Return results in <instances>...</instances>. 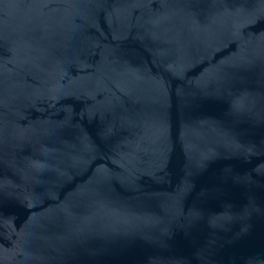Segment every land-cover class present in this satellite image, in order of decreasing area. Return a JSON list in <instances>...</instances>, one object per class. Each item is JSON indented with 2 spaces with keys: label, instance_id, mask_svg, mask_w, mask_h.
<instances>
[{
  "label": "water",
  "instance_id": "obj_1",
  "mask_svg": "<svg viewBox=\"0 0 264 264\" xmlns=\"http://www.w3.org/2000/svg\"><path fill=\"white\" fill-rule=\"evenodd\" d=\"M0 264H264V0H0Z\"/></svg>",
  "mask_w": 264,
  "mask_h": 264
}]
</instances>
